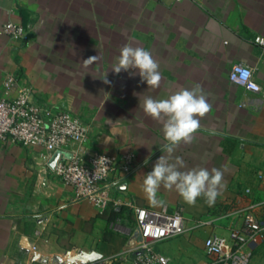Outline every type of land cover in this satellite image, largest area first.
<instances>
[{"label": "crops", "instance_id": "obj_1", "mask_svg": "<svg viewBox=\"0 0 264 264\" xmlns=\"http://www.w3.org/2000/svg\"><path fill=\"white\" fill-rule=\"evenodd\" d=\"M8 21L25 25L28 39L3 34ZM258 36L264 38V0H0V99L28 87L36 104L67 109L88 125L82 145L72 142L60 156L83 146L85 157H134L131 172L120 170L109 179L112 199L122 204L112 201L100 210L75 198L50 165L54 153L0 141V264H63L69 252L110 259L129 246L136 221L125 204L131 199L152 209L183 207L190 224L253 204L263 219L264 94L230 78L232 66L244 63L264 89ZM125 44L150 51L159 62V88H148L138 71L111 70ZM93 56L96 62L84 61ZM9 74L18 87L7 95ZM197 83L212 109L193 143L181 144L174 156L183 158L185 171L220 169L222 186L212 204L201 197L190 205L163 187L157 193L162 203H152L144 175L165 155V141L162 124L143 112L139 98L164 99ZM237 215L163 241L158 249L173 264H202L209 258L205 238L229 234L241 224Z\"/></svg>", "mask_w": 264, "mask_h": 264}, {"label": "built area", "instance_id": "obj_2", "mask_svg": "<svg viewBox=\"0 0 264 264\" xmlns=\"http://www.w3.org/2000/svg\"><path fill=\"white\" fill-rule=\"evenodd\" d=\"M2 33L16 41L28 39L24 25L14 21L4 23ZM258 43L264 44V38L256 37ZM247 70V75L242 74ZM231 80L241 84L247 90L263 93L264 89L257 82L254 69L250 65L237 63L230 71ZM6 94L18 87V79L9 74L4 79ZM89 126L71 111L61 108L42 107L33 100L28 87H20L12 97L0 99V141H10L25 146L39 145L50 154L64 151L72 142L82 143L87 139ZM85 149L78 150L63 157L60 156L55 172L61 179L71 185L77 200H86L102 210L113 200L110 194V177L113 173L133 169V154L122 156L107 153H95L85 157ZM264 177V175H263ZM250 193V189H247ZM135 213V225L129 246L110 259H97L85 264H109L110 260L119 264H173V258L158 249L159 243L171 238L185 235L187 232L206 227L219 220L241 216V224L231 228L229 234L212 232L204 240V248L209 258L202 264H249L253 245L264 240V218L255 213L258 205L221 213L209 219H198L188 223L183 207L171 209L163 205L159 209L139 205L135 199L125 202ZM74 264H84L77 261Z\"/></svg>", "mask_w": 264, "mask_h": 264}, {"label": "clouds", "instance_id": "obj_3", "mask_svg": "<svg viewBox=\"0 0 264 264\" xmlns=\"http://www.w3.org/2000/svg\"><path fill=\"white\" fill-rule=\"evenodd\" d=\"M97 59L98 56H93L84 61L94 63ZM159 68V62L150 51L125 44L111 70L115 74L123 70L130 75H135L138 71L141 82H146L148 88L156 89L160 87L162 80ZM242 74L246 76L247 70H242ZM103 81L105 84L110 83L106 77ZM139 107L147 116L162 124L165 141L161 149L165 155H160L152 170L144 175L143 190L150 202L162 203L158 200L157 193L163 187L165 190H175L190 205L201 197L212 204L222 186L223 172L218 168L209 170L204 167L185 171L182 170L186 168L183 158L174 156L181 144L193 143L202 127L201 118L212 109L202 85L197 83L191 89L181 88L164 99L146 96L141 103L139 98Z\"/></svg>", "mask_w": 264, "mask_h": 264}, {"label": "water", "instance_id": "obj_4", "mask_svg": "<svg viewBox=\"0 0 264 264\" xmlns=\"http://www.w3.org/2000/svg\"><path fill=\"white\" fill-rule=\"evenodd\" d=\"M61 155V150H58L54 153L53 157L51 158L50 165L55 168L56 163ZM39 259H43L40 255L37 256ZM100 258V255L97 253H83V252H77V253H67L66 260L63 261V264H74L77 261H81L82 263H88L95 261Z\"/></svg>", "mask_w": 264, "mask_h": 264}, {"label": "rangeland", "instance_id": "obj_5", "mask_svg": "<svg viewBox=\"0 0 264 264\" xmlns=\"http://www.w3.org/2000/svg\"><path fill=\"white\" fill-rule=\"evenodd\" d=\"M253 254L249 264H264V240L253 245Z\"/></svg>", "mask_w": 264, "mask_h": 264}, {"label": "trees", "instance_id": "obj_6", "mask_svg": "<svg viewBox=\"0 0 264 264\" xmlns=\"http://www.w3.org/2000/svg\"><path fill=\"white\" fill-rule=\"evenodd\" d=\"M25 26V25H24ZM25 28H26V26H25Z\"/></svg>", "mask_w": 264, "mask_h": 264}]
</instances>
